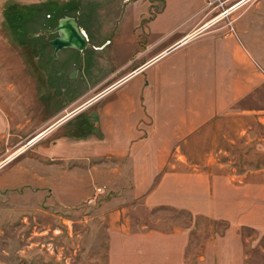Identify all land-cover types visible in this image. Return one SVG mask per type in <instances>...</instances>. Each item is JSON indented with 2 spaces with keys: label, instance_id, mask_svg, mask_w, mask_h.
Instances as JSON below:
<instances>
[{
  "label": "rangeland",
  "instance_id": "374dc122",
  "mask_svg": "<svg viewBox=\"0 0 264 264\" xmlns=\"http://www.w3.org/2000/svg\"><path fill=\"white\" fill-rule=\"evenodd\" d=\"M199 4L198 0H0V139L4 136L0 144L8 145L0 162L49 130L0 171V264H264V229L237 224L236 242L218 240L233 225L205 217L210 208V193L203 195L207 182L196 183L198 188L190 192L204 216L169 206L150 209L142 199L132 198L124 161L105 154L107 149L123 151L130 142L129 128L144 119L137 114L139 109L134 110L139 100H154L158 135H171L170 120L162 119L172 115L161 114L160 97L150 91V83L162 82L161 75L151 76L156 68L104 94L128 75L114 72L118 65L138 64L137 54L174 29L176 22L193 13L196 21L205 10L200 11ZM63 17L74 18L85 32L82 51L63 49L55 55L48 45L55 37L49 31ZM246 19L222 28L225 21L218 22L210 29H219L202 37L210 40L231 33L240 50L229 46L235 44L232 40L227 44L244 62L242 70H250V52L263 75L264 64L246 40L259 36L262 27L247 24ZM184 25L173 33L189 26ZM214 40L220 44L221 39ZM201 41L162 60L160 64H170L163 73L173 74L172 59L182 52L193 54ZM250 74L254 76V71ZM206 75L215 72L191 68L186 78L195 77L198 84ZM164 90L163 86L160 92ZM96 99L93 105L90 101ZM90 103L93 106L80 110ZM109 104L113 106L105 116L102 109ZM241 106L261 108L264 118V89ZM76 108L81 112L51 129ZM103 122L109 131L105 139ZM256 123L248 136L240 134V122L235 131L224 126L216 148L214 130L207 128L184 153L170 155L164 172L230 176L235 186H243L240 193L245 196L251 190L247 184L264 182V121ZM219 149L226 152L218 153ZM171 186V191L185 192L180 183ZM254 187L252 194L264 192ZM159 198L156 203L171 204ZM248 200L238 202L264 215V203Z\"/></svg>",
  "mask_w": 264,
  "mask_h": 264
},
{
  "label": "crops",
  "instance_id": "0c3cea01",
  "mask_svg": "<svg viewBox=\"0 0 264 264\" xmlns=\"http://www.w3.org/2000/svg\"><path fill=\"white\" fill-rule=\"evenodd\" d=\"M198 1L199 5H201L199 10H205L199 18L197 17L196 21H194L196 18H193L196 13H193L186 20L176 22L178 24L174 29L166 30L165 34L158 40L137 54L136 59L138 57L139 59L135 60V62L139 61L138 64H132L128 67H125V65L129 62L118 65L114 72L123 70L128 75H125V78L121 82L119 81L120 83L114 84L105 94L103 93L106 96L115 88H119L127 83L130 79L146 73L149 69L156 68L151 76L154 78L161 75L160 80L162 82L150 83L151 88H153L150 91L154 90L157 97H160L158 105L162 109L161 114L164 112L165 114L172 115L162 119L163 122L170 120L167 122V128L171 135H168V133L164 135L162 133L161 138L158 135L160 128L158 126L159 119H157V114L152 113L154 100L151 98L147 100L148 102L139 100V103L134 105V110L139 109L137 111H140V113L137 112V114L143 115L144 119L135 120V123L129 128L130 132L128 135L130 142L125 146L123 151L107 149L105 154H116L117 159L121 162L124 161L122 162V169L128 172L127 175L130 173L129 182L126 185L133 187L130 193L132 194V198L134 200L142 199L144 205L150 209L169 206L176 210L192 213L194 216H204L201 207L196 208L194 204L195 194L190 195V192L192 189L198 188L195 185L196 183L199 186L207 182L205 184L207 187L205 186V189L203 187V195L207 194V191L210 193L208 199L210 208L205 217L229 221L233 226L228 228L224 234L225 236L219 237L218 240L224 238L228 242H232V240L236 242L234 231L238 228L237 224L264 229V220L261 222L256 220L264 218V215H260L257 211L253 213L252 210L254 208L250 204H239L238 202L249 199L248 201L250 202L260 201L264 203V192L252 194L255 190L254 186H257L256 189L261 187V190L264 191V182L262 184H247L246 186L251 188L248 193L251 194L247 193L243 196L240 193H244L245 191L243 190V186H235L232 183L234 179L230 176L208 174L205 172L191 174L177 170L164 171L170 155L184 153L183 149L185 147L189 148V142L200 138L207 128L214 130L213 137H216L214 145H219L216 139L220 137V132L224 126L227 125L230 130L234 129L235 131V127L239 126L240 122V134L247 135L251 134V132L254 133V128L256 125L258 126L256 122L264 121L262 116L263 110L261 108L245 109L241 106L245 102H248L257 92L264 89V73L263 75L259 73V67L254 63L255 61L250 52H247V55L255 65L248 60L250 70L246 72V70H242L244 62L240 61L229 50V46L240 50L231 33L213 37L214 39H221L219 40L220 44L215 43L217 40L214 39L203 40L208 36L202 37V35L210 31L227 26L226 21H230L234 25L243 18H247L246 21H249L247 24L262 27L259 36H249L246 40L249 47L254 49L256 53L255 57L260 58L264 64V2L261 0H219L223 4L222 7H219L216 0ZM221 9H228L226 18L219 17ZM162 13V11L158 12L155 18L149 20V22L151 21L149 25L153 24ZM222 21L225 22L219 28L210 29L216 23H221ZM182 24H185L184 26L189 24V26L186 29H179L173 33ZM200 40L202 41L198 42V46H195L199 47V50H196L193 54L182 52L172 59L173 74L163 73L170 64H160L162 60L167 59L171 54L180 49L193 44V42ZM229 40L234 41L235 44L228 46ZM215 46L220 47V49L217 50ZM143 58H146V60L143 61ZM191 68H200L201 71L207 74L214 71L215 75L202 76L201 80L196 84L195 77L186 78V73ZM251 71H254V76L250 74ZM163 86L165 90L161 93L160 91ZM145 87L146 85L142 89H145ZM96 100L90 102L92 104L94 102L98 103V100L97 102ZM91 103L85 105L86 108L83 107L80 110L88 109L95 104L92 105ZM111 106L113 105L109 104L102 109L105 116L110 115ZM80 110L76 108L70 111L63 118L61 117L51 129L65 124L69 118L81 112ZM125 110H129V108L125 106ZM146 112H149V114ZM162 121L160 120V122ZM250 123L254 125H250ZM103 128L106 131V135H104L105 139L109 135L107 122H103ZM48 131L46 130L42 135H45ZM2 137L4 136L2 135L1 139ZM38 138L32 140L33 142L30 145L37 141ZM102 143L104 146L105 142L102 141ZM11 145H13V142ZM217 145H215V148ZM6 147L8 145L4 146L0 144V153L7 151ZM219 152L226 151L219 149ZM9 163L11 162L8 160L0 162V171ZM158 177L160 178L158 179ZM186 182L188 185H185ZM175 183H180L181 189H184L185 192L178 189H175V191L183 194L171 191V185ZM255 195H259L260 198L255 200ZM159 196L164 198V201H167L166 203L171 204L156 203L157 200H161Z\"/></svg>",
  "mask_w": 264,
  "mask_h": 264
},
{
  "label": "water",
  "instance_id": "95a60500",
  "mask_svg": "<svg viewBox=\"0 0 264 264\" xmlns=\"http://www.w3.org/2000/svg\"><path fill=\"white\" fill-rule=\"evenodd\" d=\"M52 33L57 36L48 42L56 55L62 49L82 51L86 47L87 36L82 31L74 18H61Z\"/></svg>",
  "mask_w": 264,
  "mask_h": 264
},
{
  "label": "built area",
  "instance_id": "2783aa9c",
  "mask_svg": "<svg viewBox=\"0 0 264 264\" xmlns=\"http://www.w3.org/2000/svg\"><path fill=\"white\" fill-rule=\"evenodd\" d=\"M216 1H217V3H218V6H219V7H222V5H223L222 2H220L219 0H216ZM227 12H228L227 10H222L221 13L219 14V17H221V18H226L227 15H228ZM230 24H231V22L228 21L226 25L228 26V25H230Z\"/></svg>",
  "mask_w": 264,
  "mask_h": 264
},
{
  "label": "bare ground",
  "instance_id": "6f19581e",
  "mask_svg": "<svg viewBox=\"0 0 264 264\" xmlns=\"http://www.w3.org/2000/svg\"><path fill=\"white\" fill-rule=\"evenodd\" d=\"M63 50V49H62ZM61 51V50H60ZM28 147V146H27ZM26 147V148H27ZM26 148L25 149H21V150H19L13 157H10L9 159H8V161H12L13 159H15L16 157H18V155H20L21 153H24V151H26Z\"/></svg>",
  "mask_w": 264,
  "mask_h": 264
},
{
  "label": "flooded vegetation",
  "instance_id": "af4514ba",
  "mask_svg": "<svg viewBox=\"0 0 264 264\" xmlns=\"http://www.w3.org/2000/svg\"><path fill=\"white\" fill-rule=\"evenodd\" d=\"M55 28V27H54ZM53 30H51V31H49L50 33L52 32ZM55 35V37L57 36L56 34H54Z\"/></svg>",
  "mask_w": 264,
  "mask_h": 264
}]
</instances>
